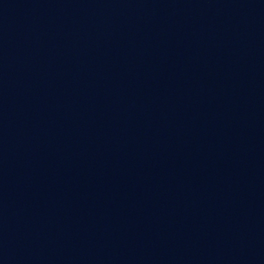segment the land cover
<instances>
[{
	"label": "water",
	"instance_id": "water-1",
	"mask_svg": "<svg viewBox=\"0 0 264 264\" xmlns=\"http://www.w3.org/2000/svg\"><path fill=\"white\" fill-rule=\"evenodd\" d=\"M0 117L264 173V0H0Z\"/></svg>",
	"mask_w": 264,
	"mask_h": 264
}]
</instances>
